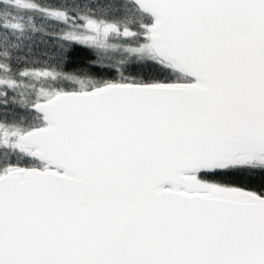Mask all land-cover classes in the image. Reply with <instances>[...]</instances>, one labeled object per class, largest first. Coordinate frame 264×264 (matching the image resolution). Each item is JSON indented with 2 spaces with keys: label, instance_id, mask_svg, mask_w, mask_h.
Returning <instances> with one entry per match:
<instances>
[{
  "label": "snow or ice",
  "instance_id": "1",
  "mask_svg": "<svg viewBox=\"0 0 264 264\" xmlns=\"http://www.w3.org/2000/svg\"><path fill=\"white\" fill-rule=\"evenodd\" d=\"M0 264H264V0H0Z\"/></svg>",
  "mask_w": 264,
  "mask_h": 264
}]
</instances>
